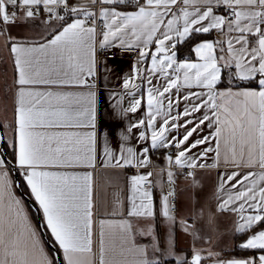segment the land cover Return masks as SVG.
Returning <instances> with one entry per match:
<instances>
[{"label":"snow or ice","instance_id":"6c2138e0","mask_svg":"<svg viewBox=\"0 0 264 264\" xmlns=\"http://www.w3.org/2000/svg\"><path fill=\"white\" fill-rule=\"evenodd\" d=\"M0 38L12 69L0 82V264H59L10 173L64 264H264V0H0ZM114 50L136 54L131 72L109 62ZM159 150L160 173L141 171ZM98 160L137 171L127 207L116 197L97 224ZM213 170L209 223L234 216L242 256L222 258L198 226ZM165 174L173 187L157 201L153 177ZM179 176L193 193L183 209ZM178 231L191 240L179 252Z\"/></svg>","mask_w":264,"mask_h":264},{"label":"crops","instance_id":"0c3cea01","mask_svg":"<svg viewBox=\"0 0 264 264\" xmlns=\"http://www.w3.org/2000/svg\"><path fill=\"white\" fill-rule=\"evenodd\" d=\"M12 32L13 35H35L34 32L26 28H19V29L14 28ZM3 45H4V41L0 45V82H2L5 74H7L8 77L9 69H10V73H9L10 77L8 78L10 79L12 75L11 56L7 51V49L3 47ZM152 50H154V46ZM109 62L117 67L118 73L131 72L133 70V65L136 62V54L135 53L125 54L121 57H118L117 59H112ZM146 66H150V60L146 65H141V67H146ZM116 75L117 74H113L112 78L108 82V86L119 90L120 83L117 81ZM103 119L106 122L112 121L113 117L110 113V110H105V112L103 113ZM105 126L109 128V132L111 135V144L113 148H116L117 138L115 135L111 134L112 128L114 126L111 123L101 125V127H105ZM98 151H99V147H98ZM166 151L167 150L155 151L152 154L151 159L153 164L156 165V167L149 169H142L141 171H153L154 173H160L161 168L164 167L165 164ZM210 162L211 161L209 160V163ZM92 171H93V199L97 208L99 209V212L95 217L98 224L99 219L108 217V214L111 211V207L116 197H119V199L124 203L125 207H127V198L131 194L128 178L131 175L136 174L137 170L136 169L117 170L112 168H104L101 167L100 162L98 160L96 168ZM15 174L16 173H10V176L13 179V181H16ZM215 177H216L215 170H213L211 173L205 172L202 175L204 189L203 191L196 193V196L200 200V203L204 208V221L202 225H198V226H202L204 232L207 235L211 236L213 241V245L211 246V249L216 252H221V250L223 249V251L221 252L222 254L225 251L232 250L233 248L231 247V245L234 243L241 242V240H243L244 237H241L240 239L237 240V237L231 236V232L234 227V219H235V217L232 215L217 214L215 216V219L211 223H209V216L215 209V200L212 198V191H213V186L215 184ZM165 179H167L166 174L163 176L156 175L153 177V180L157 182V186L154 189V194L157 201L159 200L160 197V188L163 187V181ZM186 188L187 185L185 184L184 180L180 179L179 176L177 178V197H178V206L181 209H183L187 205L189 198L193 195V193L190 190H186ZM15 190L18 196L23 197L20 192V187L16 188ZM23 200H24L25 208L31 219V222L34 225H36L37 232L39 234L41 242L44 244L45 249L48 251L49 255L51 256L52 254L49 250V247L46 242V238L43 234V232H45V234L47 235V231L40 227V224L42 223V214L38 211V206L34 203L32 199H30V201L33 203V205L39 212L41 222H39L38 219L36 220L34 218V216L31 213L29 204L27 203V200L24 197ZM161 233H163V229H161ZM190 243H191L190 238L184 236V234L180 233L179 231L177 232L178 252L180 250L188 249L190 247ZM217 244L219 246H216ZM197 247L209 248L210 246L207 244H203L201 242L197 244ZM58 252L61 257L62 264H64L63 253L62 251H58ZM207 264H210V262H208Z\"/></svg>","mask_w":264,"mask_h":264},{"label":"trees","instance_id":"16d2710c","mask_svg":"<svg viewBox=\"0 0 264 264\" xmlns=\"http://www.w3.org/2000/svg\"><path fill=\"white\" fill-rule=\"evenodd\" d=\"M208 38H210V39H214L215 38V34H213V35H211V36H209ZM180 55H181V58H183V57H185V56H188L189 55V49L187 48V47H184V48H182L181 49V53H180ZM18 177H19V182H21V186H20V189H21V191L26 195V196H28L27 195V188H26V186H24L23 185V183H22V178L18 175ZM27 203L29 204V207H30V210H31V213H32V215L34 216V218L37 220L38 218H37V216H36V212H35V210L33 209V207L30 205V203L27 201ZM241 237H243V236H238L237 237V240L238 239H240ZM46 242H47V245H48V247H49V250H50V252H51V254L52 255H54V252H53V250H52V248H51V242H52V239H51V237H50V235H49V233L47 232V239H46ZM245 253L244 252H242L241 250H239V249H232V250H229V251H225V252H223L222 254H221V256H222V258H228V257H238V256H242V255H244ZM208 263V262H207ZM169 264H174V262H172V261H170L169 262Z\"/></svg>","mask_w":264,"mask_h":264},{"label":"water","instance_id":"95a60500","mask_svg":"<svg viewBox=\"0 0 264 264\" xmlns=\"http://www.w3.org/2000/svg\"><path fill=\"white\" fill-rule=\"evenodd\" d=\"M15 177H16V181H19V178H18V175H17V174H15ZM20 192H21L22 196H23V197H24V198L30 203V205L35 209V211H36V213H37V216H38V220H39V222H41L39 212L37 211V209L35 208V206L33 205V203L30 201L29 197L26 196V195L21 191V189H20ZM43 234H44L45 238L47 239V235L45 234V232H43ZM50 246H51V248H52L54 254L57 255V257H58V261H59V264H62V260H61V257H60V255H59V252H58L56 249L53 248L52 244H51Z\"/></svg>","mask_w":264,"mask_h":264},{"label":"built area","instance_id":"2783aa9c","mask_svg":"<svg viewBox=\"0 0 264 264\" xmlns=\"http://www.w3.org/2000/svg\"><path fill=\"white\" fill-rule=\"evenodd\" d=\"M114 52L116 53V58L115 59H117L118 57H121V56H123L125 54H129V53H124L123 55H120L119 50H114ZM100 58H103V57H100ZM180 179L181 180H184V177L183 176H180ZM163 187H164L165 191L167 192L169 189H171L173 187V185L169 184L167 182V179H165L163 181ZM176 192H177V188H176Z\"/></svg>","mask_w":264,"mask_h":264},{"label":"rangeland","instance_id":"374dc122","mask_svg":"<svg viewBox=\"0 0 264 264\" xmlns=\"http://www.w3.org/2000/svg\"><path fill=\"white\" fill-rule=\"evenodd\" d=\"M3 41H4L3 38H0V45H1V43H3ZM9 73H10V69L8 70V77H10Z\"/></svg>","mask_w":264,"mask_h":264}]
</instances>
